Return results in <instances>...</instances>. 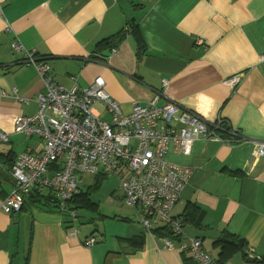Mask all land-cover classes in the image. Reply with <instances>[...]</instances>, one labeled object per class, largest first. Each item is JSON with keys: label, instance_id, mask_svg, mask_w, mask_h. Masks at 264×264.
Returning <instances> with one entry per match:
<instances>
[{"label": "crops", "instance_id": "obj_1", "mask_svg": "<svg viewBox=\"0 0 264 264\" xmlns=\"http://www.w3.org/2000/svg\"><path fill=\"white\" fill-rule=\"evenodd\" d=\"M1 2L0 94L6 97L0 96V131L8 142L0 143V264H196L178 249L192 238H200L215 261L264 264V158L253 146L264 141V0ZM121 32L114 53L98 52L101 41ZM14 43L47 63L57 85L70 88L75 78L85 88L102 78L123 113L157 92V106L176 103L181 111L210 122L221 117L237 128L242 143L200 139L185 154L170 149L166 155L191 171L171 212L183 221V238L160 223L144 230L119 189L104 208L91 196L93 205L75 223L30 202L19 213L1 210L14 188L16 156L42 148L40 139L15 133V119L36 113L34 100L45 88L35 67L13 52ZM235 75L240 81L231 88L226 80ZM12 89L28 102L14 101ZM96 112L110 120L99 107ZM90 237L97 242L87 247ZM238 239L245 249L232 243Z\"/></svg>", "mask_w": 264, "mask_h": 264}, {"label": "built area", "instance_id": "obj_2", "mask_svg": "<svg viewBox=\"0 0 264 264\" xmlns=\"http://www.w3.org/2000/svg\"><path fill=\"white\" fill-rule=\"evenodd\" d=\"M2 9L0 0V17ZM12 50L23 55V63L35 67L45 88L34 100L36 113L15 119V133L40 139L42 148L34 155L16 156L11 167L14 188L1 210L19 213L29 193L46 190L58 201L60 213L74 223L78 214L69 202L79 193L82 176H114L124 203L135 209L144 230L151 231L153 222L160 223L174 237L183 238L182 219L172 217L171 212L191 171L169 163L166 155L170 149L185 154L189 144L200 139L225 146L242 143L237 128L221 117L210 122L192 111H181L176 103L157 106V92L147 104L133 103L130 112L123 113L102 78L85 88L72 78V87L65 88L54 83L51 67L38 62L34 51L23 49L19 43H14ZM239 81L240 76L235 75L226 84L235 88ZM10 93L14 101L28 102L15 89ZM0 96L6 97V93ZM96 107L110 120L103 121ZM6 142L8 134L0 131V143ZM253 146L256 156L264 158V141H254ZM96 242L90 237L85 245ZM165 246L174 248L170 240H165ZM178 249L190 252L196 264H218L202 249L200 238L189 239Z\"/></svg>", "mask_w": 264, "mask_h": 264}, {"label": "trees", "instance_id": "obj_3", "mask_svg": "<svg viewBox=\"0 0 264 264\" xmlns=\"http://www.w3.org/2000/svg\"><path fill=\"white\" fill-rule=\"evenodd\" d=\"M123 32L117 33L103 41H101L98 44L97 50L98 52H101L103 50H107L108 52H111L112 49L116 47V45H113L115 41H118L120 38H122ZM35 58L38 62H44L40 58H38L35 55ZM105 179V176H97L94 178V182L91 186H89L85 191L81 190L77 195L73 197V199L70 200L69 206H71L72 209L78 211V209H83L87 206L91 207L93 204L90 201L91 195L95 190H98L100 186L102 185L103 181ZM30 202L31 204L36 205L39 208L46 209L48 211L52 212H59V206L58 201L55 199V197L47 192L46 194L36 193L34 196L27 197V201L24 202L23 208L21 211H23L24 206L26 203ZM183 222V221H182ZM167 230V228H165ZM170 233V232H169ZM171 234V233H170ZM236 247L239 249H245L246 243L243 240H234L232 242ZM218 264H224L222 261H217Z\"/></svg>", "mask_w": 264, "mask_h": 264}, {"label": "rangeland", "instance_id": "obj_4", "mask_svg": "<svg viewBox=\"0 0 264 264\" xmlns=\"http://www.w3.org/2000/svg\"><path fill=\"white\" fill-rule=\"evenodd\" d=\"M93 180L94 176L92 175L82 176V182L80 184L82 190H86L89 186H91L93 184ZM112 192L118 194V181L114 176H107L105 177L101 187L98 190H95V192H93L91 196L93 197L94 201L101 200V202L103 203L102 207L104 208V206L106 205V198L110 196ZM78 211L76 212L80 217H78L77 220H84V213L82 212L83 210L78 209Z\"/></svg>", "mask_w": 264, "mask_h": 264}, {"label": "water", "instance_id": "obj_5", "mask_svg": "<svg viewBox=\"0 0 264 264\" xmlns=\"http://www.w3.org/2000/svg\"><path fill=\"white\" fill-rule=\"evenodd\" d=\"M32 195H33L32 192L29 193V196H32ZM248 261H250L251 263H254V262H260V261H258V259H254V258H249Z\"/></svg>", "mask_w": 264, "mask_h": 264}]
</instances>
